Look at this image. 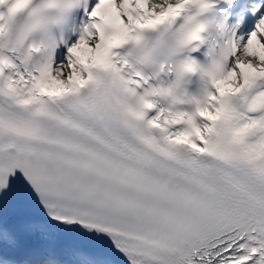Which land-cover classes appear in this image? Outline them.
Here are the masks:
<instances>
[{"label": "bare ground", "instance_id": "1", "mask_svg": "<svg viewBox=\"0 0 264 264\" xmlns=\"http://www.w3.org/2000/svg\"><path fill=\"white\" fill-rule=\"evenodd\" d=\"M168 1L170 0H152L151 4L152 6L159 8ZM258 18L257 31L264 32V14ZM239 42L241 45L240 52L235 57L234 61H232L230 70L221 79L222 86L229 87L231 89L241 80L240 70L237 66L239 59L249 61L250 63H254L260 67L264 66V42L262 40L260 42H255L253 40V35L248 33V35H239ZM79 61L80 58H74L68 54L65 60L58 62L54 71L57 79H61L62 75L65 73L75 71L76 66H74V64ZM59 87H63V85Z\"/></svg>", "mask_w": 264, "mask_h": 264}]
</instances>
